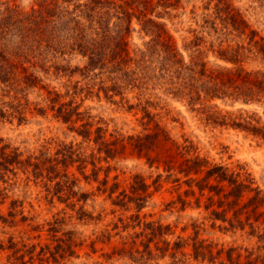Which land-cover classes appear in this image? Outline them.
Wrapping results in <instances>:
<instances>
[{"label": "rangeland", "instance_id": "1", "mask_svg": "<svg viewBox=\"0 0 264 264\" xmlns=\"http://www.w3.org/2000/svg\"><path fill=\"white\" fill-rule=\"evenodd\" d=\"M91 1L0 0V264H264V97L189 103L147 22L264 72V0Z\"/></svg>", "mask_w": 264, "mask_h": 264}, {"label": "trees", "instance_id": "2", "mask_svg": "<svg viewBox=\"0 0 264 264\" xmlns=\"http://www.w3.org/2000/svg\"><path fill=\"white\" fill-rule=\"evenodd\" d=\"M69 1V0H67ZM151 0H144L142 4L150 6ZM59 0H54V4L58 3ZM92 6L87 5L90 10H95L97 4L100 1L92 0ZM58 4L56 7L58 8ZM152 27L156 38L154 39L156 44L161 43L164 47L163 55V67L169 71L172 67H175L174 74L177 78L181 79V83L175 94H180L182 96H187L189 98V103L194 104L201 98V92H204L208 96H217V97H232L235 99H242L245 102L251 100H261L264 97V72H249L246 71L243 67H221L219 69L208 70L207 63L192 61L191 64L186 65L183 62V59L178 58L182 56L181 52H176L173 45L170 43V37L166 38L164 42H161V39L167 33L164 29L163 23H157L152 19L147 21ZM129 28V27H128ZM124 37L120 36L118 40V46L122 48L118 52H125V46L127 45L123 41ZM219 56L234 64H238L242 61L241 52H219ZM194 58V57H193ZM238 127H244L247 129H252L256 132L260 131L259 128H250L249 126L243 125L242 123L235 124ZM1 141V140H0ZM7 147L3 146L1 150L0 157L4 159V165L0 162V166L8 165L11 163V155L5 153ZM4 169H7L5 167ZM1 171V169H0ZM226 176H222L225 179ZM231 184L234 185L232 191L228 196L233 195L236 199L241 197L243 191V185L238 183L237 180L230 179ZM257 197L261 193L259 189H256ZM258 199L253 198L250 202H258ZM263 203V201H262ZM230 206L235 204L234 202L228 203ZM257 208V207H256ZM264 237V234H263Z\"/></svg>", "mask_w": 264, "mask_h": 264}]
</instances>
